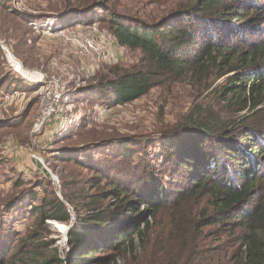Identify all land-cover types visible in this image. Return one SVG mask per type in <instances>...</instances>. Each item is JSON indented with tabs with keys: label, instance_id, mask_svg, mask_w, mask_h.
Instances as JSON below:
<instances>
[{
	"label": "trees",
	"instance_id": "16d2710c",
	"mask_svg": "<svg viewBox=\"0 0 264 264\" xmlns=\"http://www.w3.org/2000/svg\"><path fill=\"white\" fill-rule=\"evenodd\" d=\"M88 1L79 8L93 14L89 25H105L118 48L141 53L132 68L116 65L112 78L102 76L88 103L108 108L165 82L211 85L224 77L217 88L222 106L188 116L175 126V138L164 134L160 151L175 184L164 183L161 167L151 169L145 157L143 167L128 163L154 144L124 141L113 160L92 168L88 182L95 192L80 194L74 207L64 260L54 239L44 238L52 234L49 221L69 223L70 213L45 192L30 206L27 233L0 246V264H112L133 254L136 244L144 248L152 235L160 259L170 247L178 249L175 264H264V0H187L152 23ZM245 110L248 115L232 118ZM114 158L121 160L112 165ZM102 181L105 188L96 190ZM216 227L237 231L231 252H215L204 241Z\"/></svg>",
	"mask_w": 264,
	"mask_h": 264
},
{
	"label": "rangeland",
	"instance_id": "374dc122",
	"mask_svg": "<svg viewBox=\"0 0 264 264\" xmlns=\"http://www.w3.org/2000/svg\"><path fill=\"white\" fill-rule=\"evenodd\" d=\"M93 1L106 2L104 8L136 15L151 23L158 22L175 8V4L187 2L89 0L88 3ZM85 4V0H0V246H7V240L15 234L22 237L27 233L30 206L40 204L45 192L64 197L67 209L69 205L76 215L74 207H80V194L95 192L88 182L95 176L92 168L98 162L113 160L112 155L119 151L124 141L154 144L145 151V156L141 153L128 163H141L143 167L145 157L151 169L158 172L161 167L158 174L163 176L164 183L175 184V174L166 172L160 151L164 134L175 138V126L188 116H203L222 106L217 88L225 83L224 77L211 85L210 80L201 85L188 78L165 82L138 100L108 108L96 102L88 103V98L98 93L94 86L102 76L109 74L116 65L122 69L132 68L141 53L115 49L111 44L110 56L105 61H94L81 53L80 48L71 43L74 36L68 37L84 34L89 26L101 31L105 28V25L93 21L88 24L94 16L80 12L79 7ZM55 15H59L56 21L64 27L63 32L47 33L44 28L32 26V22L42 25L47 16ZM8 52L21 67L30 72H43L48 79L24 78L14 70ZM51 77L59 79L60 92L63 93L59 102L61 113L51 116L42 132L35 134L32 129L41 111V93L49 86ZM50 85L53 94L55 87ZM244 114L249 112L233 113L232 118L237 120ZM39 129L35 126V131ZM67 156L78 163L69 162ZM120 160L114 158L112 165ZM51 176L57 177L59 187ZM100 188H105L103 181L95 189ZM67 195L73 199L71 203ZM73 212L69 211L70 214ZM170 216L162 214L167 221ZM56 222L49 221L52 234L44 240L53 238L60 259L64 260L68 244L64 232L56 228ZM57 223L67 230L73 226L70 222ZM169 229L170 226L163 232ZM157 230L155 235L161 229ZM208 230L203 229L204 233ZM211 232L212 235L204 237L210 248L219 253L233 250L231 246L236 242L237 231L225 234L216 227ZM151 239L144 248L136 244L133 254L127 255L126 259L120 257L112 264H175L178 249L170 247L160 259L156 251L157 241L153 235ZM222 263L221 259L212 262Z\"/></svg>",
	"mask_w": 264,
	"mask_h": 264
},
{
	"label": "built area",
	"instance_id": "2783aa9c",
	"mask_svg": "<svg viewBox=\"0 0 264 264\" xmlns=\"http://www.w3.org/2000/svg\"><path fill=\"white\" fill-rule=\"evenodd\" d=\"M58 16L59 15H55L52 17L47 16L46 20H44V24H38V23H34L32 22V26L34 28H44L45 32H51L53 33L54 31L57 32H63L64 31V27L61 25V23H57L56 20H58ZM74 36V41L71 43H73L74 45L78 46L81 50V53L85 54L86 56L90 57L92 60L96 61V60H104L108 59V57L110 56L109 54V45L111 44L115 49L118 48V46L115 44L114 40L111 38V36L106 33L105 31H101L99 30L97 27H88L87 32H85L84 34L81 33H77L74 34L70 37H68V39H71ZM69 41V40H67ZM70 43V42H69ZM15 71H17L16 69H14ZM18 72V71H17ZM19 73V72H18ZM20 74V73H19ZM44 78L48 79V76L46 74H44L43 72H41V76L38 77L39 81H42ZM50 84L54 85L55 87V91L53 92V94H51V90H50V84L49 86H46L43 90V92L41 93L42 96L41 98H43L41 100L42 104H41V111L38 114L37 120L34 124V127L32 129V133H40L42 132V130L44 129L46 123H48L50 117L54 116V115H60V107H59V102L61 97L63 96V93L60 92V84H59V79L55 78V77H51L49 79ZM39 83V82H38ZM43 88V86H42ZM62 90V89H61ZM55 102L56 105L54 107V110L48 115L47 119L42 123L39 131H35V125L38 121V118L40 117L43 109L46 107L47 104L49 103H53ZM34 157V155H33ZM76 221V215L75 213H71L70 214V223L74 224Z\"/></svg>",
	"mask_w": 264,
	"mask_h": 264
},
{
	"label": "bare ground",
	"instance_id": "6f19581e",
	"mask_svg": "<svg viewBox=\"0 0 264 264\" xmlns=\"http://www.w3.org/2000/svg\"><path fill=\"white\" fill-rule=\"evenodd\" d=\"M9 55V60L12 61L13 64V68L16 69L18 72L21 73L22 76H24V78L27 79H34V78H38L41 76V73L39 72H30L29 70L21 67L20 64H18V62L13 58V56H11V54L8 52ZM56 103H49L46 105V107L43 109L40 117L38 118L37 124L35 125L37 127V129H39L42 125V123L47 119L48 115L54 110ZM56 224V228H58L59 230L65 232L66 228L64 225H61L60 223H55Z\"/></svg>",
	"mask_w": 264,
	"mask_h": 264
},
{
	"label": "water",
	"instance_id": "95a60500",
	"mask_svg": "<svg viewBox=\"0 0 264 264\" xmlns=\"http://www.w3.org/2000/svg\"><path fill=\"white\" fill-rule=\"evenodd\" d=\"M40 160L43 162V160H42V158H40ZM51 179L57 184V186L59 187V184H58V179H57V177L56 176H54V178L51 176ZM59 199L60 200H62L63 202H64V200H63V198L62 197H59ZM68 205V204H67ZM68 210L69 211H71V212H73V209L68 205ZM74 213V212H73ZM71 225H73V223L71 224ZM67 233H68V230L66 229V231L64 232V235H65V241L67 240Z\"/></svg>",
	"mask_w": 264,
	"mask_h": 264
}]
</instances>
